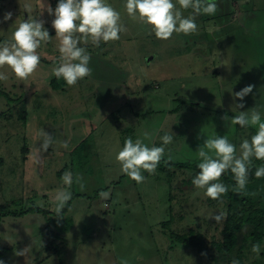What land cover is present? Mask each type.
Instances as JSON below:
<instances>
[{"label":"rangeland","instance_id":"374dc122","mask_svg":"<svg viewBox=\"0 0 264 264\" xmlns=\"http://www.w3.org/2000/svg\"><path fill=\"white\" fill-rule=\"evenodd\" d=\"M54 1L0 0V21L6 12L13 14L11 20L0 22V43L10 40L28 15L43 20L52 36L37 50L41 62L27 80H18L7 67L0 69L9 75L8 81H0V247L6 248L0 260L5 264H214L194 247L173 242L163 222L172 220L170 228L180 233L200 231L208 241L212 235L219 238L223 221L216 223L209 216L222 212L223 204L188 183L199 171L197 150L208 137L226 135L230 140L232 126L248 139L257 130L222 119L231 118L229 107L235 115L239 109L227 100L230 88L224 94L219 91L213 73L216 60L225 57L227 24L215 23L217 13L205 15L210 17L206 20L201 14L196 16V32L174 33L165 41L157 39L150 26L127 15L126 0H107L121 13L127 30L120 39L101 42L99 47L82 43L91 57V75L75 86L53 90L49 80L58 63L59 40L51 24L54 16L46 9L48 5L55 9ZM248 1L233 2L237 13L232 18L241 21L239 11ZM182 11L184 16L193 14L191 9ZM236 55L242 56L238 48ZM170 108L178 111L167 113ZM133 111L142 114L139 121ZM146 127L151 139L141 138ZM41 130L53 136V143L38 154ZM165 133L172 134L173 141L165 146L163 158L191 165L177 168L171 183V176L159 169L154 174L142 172L143 183L123 175L116 154L125 139L140 138L151 147ZM85 138L89 143L75 154L73 149ZM65 141L67 148L62 146ZM66 171L82 177L85 189L75 183L69 189L74 199L67 216L74 225L63 238L49 236L59 248L55 253L41 247L48 242L43 215L2 214L30 206L54 211V196L65 187ZM184 179L187 183H182ZM100 191L110 192L107 201ZM24 249L25 255H15Z\"/></svg>","mask_w":264,"mask_h":264},{"label":"clouds","instance_id":"9594fccd","mask_svg":"<svg viewBox=\"0 0 264 264\" xmlns=\"http://www.w3.org/2000/svg\"><path fill=\"white\" fill-rule=\"evenodd\" d=\"M177 5L179 7H177ZM124 9L127 15L141 24L150 26L151 33L157 39L169 40L173 34L189 35L198 30L196 16L215 15L218 11L217 0H126ZM192 10V15L184 16L182 10ZM49 15L54 16L51 21L55 30V37L59 40L57 65L52 69V74L57 79H63L70 87L75 86L80 80L91 75L90 54L82 43L99 47L101 42L107 43L120 39V33L126 31L122 23L121 13L117 11L107 0H58L53 9L47 6ZM26 11L29 9L26 6ZM12 12H6L3 20L7 22L12 19ZM44 21L28 18L18 23L12 32L10 40L0 43V69L7 67L11 73L20 81L27 80L38 69L41 56L38 49L42 43L51 41L49 31L44 27ZM9 75L0 71V81H8ZM254 85H247L238 92L234 98L243 101L246 96L252 93ZM236 108H244L243 103L236 105ZM231 125H239L242 128L255 127L257 130L249 139H243L237 146L228 137L215 135L208 137L202 146L197 150L200 162L197 164L199 171L192 179L196 189H203L204 195L212 200H220L228 192V186L220 182L226 172H231L235 180L233 191L242 192L248 184L249 168L252 159L264 161V122L260 113L252 108L249 111H239L238 115L231 118L222 117ZM41 143L36 152L45 153L53 143V136L41 130L39 133ZM145 139H151L148 133L144 134ZM162 145L166 146L173 141V135L165 133L160 137ZM68 147L65 141L62 145ZM164 146H151L137 138L135 141L127 137L123 147L117 152L116 160L121 166L123 174L127 175L136 183H143L145 176L142 172L154 174L160 164L164 153ZM257 179L264 177V166L255 171ZM65 186L57 191L54 196V211L56 217L63 218V210L72 198L69 190L75 183L84 191L85 185L82 177L73 176L72 172L66 171L62 176ZM99 196L107 201L110 192L100 191ZM43 206V202H38ZM209 218L222 222L226 219L224 212L210 215ZM251 251L260 254L261 245L255 243ZM26 249L17 251L15 255L23 256ZM206 255V253H202ZM0 264H5L0 260ZM122 264H127L122 261ZM231 264H240L239 260L233 259Z\"/></svg>","mask_w":264,"mask_h":264},{"label":"trees","instance_id":"16d2710c","mask_svg":"<svg viewBox=\"0 0 264 264\" xmlns=\"http://www.w3.org/2000/svg\"><path fill=\"white\" fill-rule=\"evenodd\" d=\"M234 1L239 0H217L218 11L217 15L214 16L216 24H220L223 27L225 24H228L227 21L230 20V15L236 9L233 5ZM253 2L254 0L244 2L242 7L244 9L252 8L254 6ZM57 3L58 0H55L54 7H56ZM201 16L204 20L210 19V17L203 14ZM49 85L53 90H64L68 87L62 78L57 79L55 76L51 77ZM240 131V128L236 126L237 149H239V145L243 139H248L243 137ZM89 141V138L83 139L73 149V152L75 154L79 153L83 145L88 144ZM190 165L191 163L189 162H183L181 165L180 163L162 158L157 169L165 171L168 177H170L175 173L177 168ZM260 166H264V161L253 158L249 168L248 184L242 192L233 191L235 180L230 171L222 175L220 182L227 185L229 190L220 200H216L223 204L221 206L222 212L226 214V219L223 220V227L220 229L221 236L219 238L212 235L208 241L205 233L200 231L197 233H193L192 231L189 233H180L170 228L172 220L163 222L164 227L169 229L165 232L171 237L173 242L194 247L201 256L212 261L214 264H231L233 259L239 260L240 264H264V177L259 179L255 177V171ZM171 178L172 176L169 178L170 183ZM191 181L188 180V183L192 184ZM182 183H187V180L184 179ZM75 196H79V194H75ZM73 199L74 196H72L63 210V218L56 217L55 211L40 206H30L19 211L6 212L2 215H25L29 212L43 215L48 221V227L46 228L47 239L43 238V240L46 239L48 242L42 243L41 247L46 251L52 249L56 253L59 251V248L55 246L56 244L54 245L53 239H50L49 236L63 238L64 234L73 227L74 219L67 216ZM255 243L261 245V251L258 257L251 251L252 245ZM5 250L6 248L0 247V258L4 255ZM202 253H206V255H202Z\"/></svg>","mask_w":264,"mask_h":264},{"label":"crops","instance_id":"0c3cea01","mask_svg":"<svg viewBox=\"0 0 264 264\" xmlns=\"http://www.w3.org/2000/svg\"><path fill=\"white\" fill-rule=\"evenodd\" d=\"M255 1L256 3L253 2L254 6H252V8L249 7L239 11V20L241 21H236L235 18H232L236 15L235 13H237V10H234L230 15L226 37L228 46H225V51L222 52V55L225 57H220L216 60L218 67L213 71L214 77L219 84V86H217L219 91L224 94L225 90L230 88V91H228V98H226L230 103L233 102V105L235 104V106L232 107L233 109L241 102L235 99L233 94L247 85L255 86L252 93L243 100L245 104H252L254 102L255 105L244 107L243 110L239 108L238 114L239 111L250 112L252 108H255L260 114H264V0ZM220 39L222 38L219 37L218 40ZM220 48L219 50H221ZM237 48L240 49L242 56L236 55ZM230 108L231 107L227 109V114L232 117L237 113ZM223 110L226 111L225 109ZM175 111H178V108L166 110V112L170 114L173 112L175 113ZM133 114L134 118H138L137 121L141 119L142 114L137 111H133ZM166 116L167 114H165L164 119H166ZM261 118L264 121V117ZM229 127L230 125L228 124V129ZM235 128L236 126H232L231 132L229 131L231 134L230 141L237 145ZM135 129L136 128L132 129V133ZM145 130V133H147L148 128L146 127ZM143 136L144 133L141 134V138ZM154 136L153 134L152 138H155ZM150 145L164 146L162 145V141L159 140L157 142L156 138Z\"/></svg>","mask_w":264,"mask_h":264}]
</instances>
